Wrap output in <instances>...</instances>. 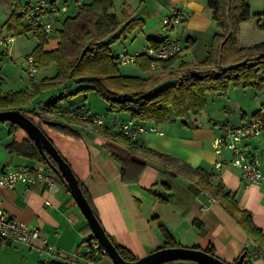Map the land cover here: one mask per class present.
<instances>
[{
	"label": "crops",
	"instance_id": "crops-1",
	"mask_svg": "<svg viewBox=\"0 0 264 264\" xmlns=\"http://www.w3.org/2000/svg\"><path fill=\"white\" fill-rule=\"evenodd\" d=\"M37 1L39 0L25 3ZM86 1L83 0V2ZM148 1L125 0L123 16L121 17L116 12L122 22L129 17L143 21V25H139L130 35L133 34L136 38L139 32V36H146L147 42L142 46L134 42L130 45L129 51L134 54L141 53L146 46H149L151 38L158 40L185 38L180 58L172 66L166 68L159 64L157 72L165 76L173 71L176 64L182 60L203 61L211 49L213 36L218 31L212 11L206 2L204 0H154L148 3ZM49 2L58 10L64 6L67 8L66 11H60L54 21V31L46 46L48 49H53L60 41L59 30L63 27L65 19L75 15L80 5L71 0H65L63 3H59V0ZM17 3L22 5L23 2L18 0ZM15 9L16 4L13 5L9 18ZM173 9L184 11L183 22L166 32L165 37H157L151 29L155 25L156 13L163 12L166 17ZM162 30L164 31L163 26ZM189 56H194V59L188 60ZM154 71H150V74ZM149 75L136 76L148 77ZM34 81L39 80L32 79V85ZM241 88L246 89L247 87ZM62 92L59 89H51L44 93H51L49 96L56 97ZM68 93L70 91L66 92ZM32 104H35V99L27 107ZM75 104L79 103L73 102L70 97L61 102V108H68ZM106 114L110 118L117 115L123 118L130 117L128 113H113L108 110ZM200 117L199 115L191 118L188 123L182 122L174 115L173 120L167 123L143 122L148 127L156 126L160 132L149 130L142 133L137 139L138 143L142 148L171 156L180 164L200 166L210 173H216L215 163L221 156L216 151L213 142L216 136L223 133L230 121L225 123L202 122L199 120ZM10 124L8 121L2 124L5 132L0 135V174L13 168L50 169V165L45 162L10 151L8 144L14 138V134H10ZM80 126L82 137L76 140V146L67 153L66 157L82 177L87 171L86 162L89 158V170L83 177V182L99 221L107 234L116 243L126 247L137 259L163 245L165 240L161 228L163 226L183 247H198L202 250L214 247L216 256L229 264H237V260L244 251L250 250L244 262L264 264V257H257L252 252L254 249L252 242L256 241L249 237L236 218L209 190L198 188L195 184L196 176L186 170H179L177 163L162 164L160 160L146 155L143 149H139L134 152L135 157L142 160L147 158L154 160L148 162L137 182H125L122 180L120 165L112 157L111 152L96 141L95 127L97 126L90 123ZM255 139L251 141L252 146L258 147L259 143ZM223 152L230 157L228 150H223ZM261 169L264 174V159L261 160ZM220 174L225 191L233 194L240 206L251 213L253 222L264 234V178L260 183L247 182L242 178L241 170L231 163L225 164ZM56 178L59 189L54 193L50 192L45 184L28 186L19 183L11 189L2 188L0 207L26 222L30 227L40 228L41 235L46 237L50 243L58 246L65 252L64 254L85 252L88 246L86 239L92 236V229L71 190L64 181L57 176ZM160 195L168 197L169 200L161 201ZM212 197L216 200L213 201ZM11 245L30 248L16 243H6L0 247ZM37 245L40 246V243ZM259 246L264 247V244ZM30 249L38 253L40 264L52 260L70 264L65 262L63 257L50 259L45 251L38 248ZM32 251L30 250V253ZM100 260L102 264H115L110 255L103 256Z\"/></svg>",
	"mask_w": 264,
	"mask_h": 264
},
{
	"label": "trees",
	"instance_id": "trees-1",
	"mask_svg": "<svg viewBox=\"0 0 264 264\" xmlns=\"http://www.w3.org/2000/svg\"><path fill=\"white\" fill-rule=\"evenodd\" d=\"M204 1L211 9L213 19L218 27V31L212 39L211 49L203 61L182 60L178 67L173 70L172 75L174 76L169 79L162 73H152L148 77L121 73L115 61L116 55L113 54L110 45L121 36L131 33L139 25H143V21L139 18L129 17L122 22L117 13L113 11L114 0L83 2L75 15L65 19L63 27L59 30L60 41L53 49L46 47L49 42V35L45 31L32 32V25H25L19 18H14L15 11L21 7L17 3L16 9L7 22L8 27L17 34L28 32L35 34L39 42L32 55L36 60L37 68H45L55 63L57 74L51 78L34 81L32 92L20 90L7 94L0 93V110L19 109L25 114L27 111L33 112L39 117V121L26 115L43 129V123L47 119L41 117L35 108L27 107L35 97L51 89L62 90L61 94L46 101L52 108H61V102L64 99L78 95L81 91L93 90L106 100L107 110L110 112H126L138 121L153 122L154 124L170 122L174 115L182 122L188 123V120L201 115L205 109L208 92L223 95L227 93L231 85L237 87L254 86L261 90L264 88V42L250 46H242L239 43L241 24L252 16L250 4L245 0ZM259 26L264 29V22ZM165 43L166 39H149V46L158 47ZM257 55H261V57L254 59ZM179 58L180 53H177L175 56L160 62V64L166 68L172 66ZM152 62L153 59L143 52L137 56V64L144 71H152ZM73 85H77L75 91L71 89ZM69 91L70 93L66 94ZM82 105L88 106L89 103L84 101L68 108H78ZM263 109L264 104L257 112V117H262L264 120ZM68 120L73 124L52 120H49L51 121L50 124H45L61 136L79 140L82 137L80 125H87L89 121L79 118ZM95 129L97 130L96 141L106 147L120 165L123 181L137 182L148 162L154 160L147 157L143 160L135 157L133 154L139 149H143L146 155L160 160L162 164L177 163L179 170H186L197 177L195 184L198 188L209 190L222 206L236 218L250 238L256 241L258 245L264 244V234L253 222L251 213L240 206L233 194L225 191L221 179L213 181L216 173H210L200 166L193 167L185 163L180 164L177 159L171 156L142 148L137 139L113 132L107 126H97ZM10 134H14L13 140L8 144L12 153H18L47 164V161L50 160L56 164L49 153H46L47 157L41 153L36 143L19 125L11 123ZM47 136L50 138L48 134ZM59 152L71 164L60 150ZM86 164L87 171L84 176L89 170V158H87ZM73 170L91 204L83 182L84 176H80L74 168ZM53 173L60 178L55 171ZM159 199L163 202L169 200L163 195H160ZM94 213L99 219L95 210ZM161 228L165 240L158 249L182 247L165 227L162 226ZM91 237L96 238L93 234ZM109 237L124 259L127 261L137 260L126 247L116 243L110 235ZM191 248L200 249L198 247ZM205 251L216 255L214 247H209ZM244 252L248 257L250 250ZM44 264L67 263L52 260ZM159 264L199 263L189 260H174ZM244 264H250V261H245Z\"/></svg>",
	"mask_w": 264,
	"mask_h": 264
},
{
	"label": "built area",
	"instance_id": "built-area-1",
	"mask_svg": "<svg viewBox=\"0 0 264 264\" xmlns=\"http://www.w3.org/2000/svg\"><path fill=\"white\" fill-rule=\"evenodd\" d=\"M71 1H75L79 5L83 3V0ZM66 9V6H64L61 10H58L48 0H39L35 3L21 5L15 11L14 18H19L23 24L27 21L28 25L33 26L32 32L43 30L50 38L54 31L56 17L60 14V11H66ZM184 18L183 10L173 9L163 19L164 31L169 32L176 25L182 23ZM14 40V35L4 33L0 35V46L7 52L6 54H8L9 46ZM183 49L184 44L181 40L171 38L167 39L163 46H148L142 52L153 59L151 66L155 69L160 62L175 56ZM137 56L138 54L121 51L116 54L115 61L117 65L137 64ZM28 62V74L32 79H36L38 68L33 55L29 56ZM33 107L41 117L47 120L73 124L68 119H84L88 120L92 125L107 126L113 132L122 133L134 139H138L142 133L149 130L160 132L156 126L148 127L145 123L132 117L123 118L117 115L110 118L108 115L93 113L87 105H82L78 108H52L48 102L40 101L35 103ZM263 131L264 120L262 117H255L243 122L241 125H226L223 133L216 136L213 142L216 151L221 156L215 163L217 172L213 181L220 180V170L225 164L231 163L241 170L242 178L245 181L260 183L264 178L261 169L260 151L257 146H252L251 141L253 138L262 135ZM223 150H228L230 157H227ZM19 183L28 186L45 184L48 190L53 193L59 189L57 178L51 168H13L0 174V190L2 188H14ZM212 200L215 201L216 198L212 197ZM86 240L88 246L85 252L77 251L64 254L65 252L58 246L50 243L46 237L41 235L40 228L30 227L26 222L12 216L0 207V246L6 243L23 244L30 248H38L43 252L45 251L50 259L63 257L66 260L65 262L70 264H102L101 257L109 256L107 249L97 238L88 237ZM37 243H40V246ZM252 243L254 246L253 254L257 257H264V247H260L256 242Z\"/></svg>",
	"mask_w": 264,
	"mask_h": 264
},
{
	"label": "rangeland",
	"instance_id": "rangeland-1",
	"mask_svg": "<svg viewBox=\"0 0 264 264\" xmlns=\"http://www.w3.org/2000/svg\"><path fill=\"white\" fill-rule=\"evenodd\" d=\"M18 0H0V35L2 33H8L14 35L15 40L9 46V54L3 50L0 46V93L7 94L12 91L25 90L28 92L33 91L32 79L28 74L27 68L29 65L28 58L33 54V50L37 46L39 40L32 32L17 34L14 30H11L7 22L9 21V15L13 9V5L17 4ZM22 5L26 4V1L34 0H20ZM50 1V0H48ZM65 0H59V3H63ZM88 1V0H87ZM125 0H114V12H117L121 17L123 16ZM154 0H149L151 3ZM250 4L252 16L242 22L240 27L239 43L242 46H250L260 42H264V29L260 28V24L264 22V0H245ZM147 3V4H148ZM136 4V3H135ZM166 14L156 13L154 19L155 25L152 31L157 37H165L166 32L162 30L163 19ZM27 24V21L24 22ZM132 33V32H131ZM169 34V33H168ZM167 34V35H168ZM128 36H121L110 47L114 55L118 52H130V45L134 42L141 46L147 42L146 36H139L134 38V35L130 33ZM135 39V40H134ZM183 44L185 38L181 39ZM48 45V44H47ZM51 45V44H50ZM147 46L145 47V49ZM131 53V52H130ZM190 55V54H189ZM194 57V56H193ZM189 56L187 59H194ZM186 59V58H185ZM179 64H176L175 69ZM121 73L125 75H141L147 76L150 74L148 71H144L138 64L118 65ZM173 68V70H175ZM158 66L154 73L157 72ZM173 71L169 72L166 77H172ZM161 73V72H160ZM57 74V65L55 63L50 64L48 67L38 69L35 78L43 80L45 78H51ZM72 90L77 89V85H73ZM57 91V90H56ZM54 91V92H56ZM51 93H41L35 97V103L40 101H47L51 98ZM53 96V95H52ZM73 102L83 103L86 99L89 103V108L93 113H99L100 115H107V103L106 100L99 95L96 91H81L78 95L72 97ZM206 107L201 113L199 120L202 122L216 121L225 123L230 121V125H241L244 121L251 120L257 117V112L263 107L264 104V88L261 90L255 87H247L246 89L231 85L226 94L211 93L206 94ZM76 104V105H79ZM34 104L28 108H32ZM264 112V109L262 110ZM261 112V113H262ZM126 113V112H120ZM27 115L39 121V117L33 112H26ZM3 122L0 121V135L4 134ZM7 128V127H6ZM44 131L53 140L55 146L66 156L70 150H73L77 142L74 139L61 136L52 131L45 123H43ZM260 151L261 160L264 159V134L256 137L255 139ZM30 250L32 253H30ZM0 264H40L39 255L34 249L11 245L0 247Z\"/></svg>",
	"mask_w": 264,
	"mask_h": 264
},
{
	"label": "water",
	"instance_id": "water-1",
	"mask_svg": "<svg viewBox=\"0 0 264 264\" xmlns=\"http://www.w3.org/2000/svg\"><path fill=\"white\" fill-rule=\"evenodd\" d=\"M259 57H261V55L255 56L254 59H258ZM0 121H8L12 124L19 125L28 133L29 137L36 143L39 150L45 157H47L46 153H49L53 157L56 164L50 162V160L47 161L48 164L52 170L59 174L60 178L63 179L69 186L71 193L86 217L94 236L107 249L115 264H159L174 260H189L199 264H229L220 259L218 256L210 254L205 250L183 246L157 249L135 261H127L122 257L101 222L95 215L71 164L62 156L44 130L36 122H34V120L19 109L0 110ZM45 123L50 124L51 121L47 120ZM245 257L246 252L240 256L237 260V264H244Z\"/></svg>",
	"mask_w": 264,
	"mask_h": 264
}]
</instances>
